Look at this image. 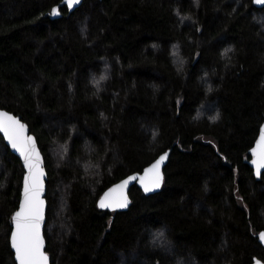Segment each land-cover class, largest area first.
I'll return each instance as SVG.
<instances>
[{"label":"trees","instance_id":"1","mask_svg":"<svg viewBox=\"0 0 264 264\" xmlns=\"http://www.w3.org/2000/svg\"><path fill=\"white\" fill-rule=\"evenodd\" d=\"M59 1L0 0V108L45 158L51 264L264 260V172L248 162L264 121V6L83 0L47 16ZM170 147L159 192L135 184L128 210L98 207ZM24 171L0 133V264H16Z\"/></svg>","mask_w":264,"mask_h":264},{"label":"water","instance_id":"2","mask_svg":"<svg viewBox=\"0 0 264 264\" xmlns=\"http://www.w3.org/2000/svg\"><path fill=\"white\" fill-rule=\"evenodd\" d=\"M253 1H254V4L258 7L264 6V3H257L256 0H253ZM82 3H83V0H79L78 4H75L72 7H69L68 6V0H60L57 4H55L52 7L51 11L46 13V15L50 16L53 19L60 18L63 14L62 10H61V8L63 6H65L67 8L68 12L71 13L75 9H77ZM54 11L57 14H53ZM0 113L7 114L8 116L12 117L14 120L18 121L20 125H23V136L25 138H31L35 142V149L39 154V161H40L39 168H40V171L43 173V175L41 177L42 190H41L40 197H39V199L43 202V219H42L41 226H40V235H41L42 240H43V246H42L41 252L43 253L44 256L47 257V264H51V255L46 250L47 241H46L45 232H44L45 225L47 222V208H48V202H47V198H46L48 172H47V169L45 166V158H44L43 152H42V150L38 144V141H37L35 134L33 132H31L30 127H29L27 122H25L19 115L15 114L14 112L9 111L5 108H0ZM0 133L3 135L7 145L10 147L11 151L20 158V160L23 164L24 170H25L24 175H23V180H22V188H21L19 205L12 215V230H11V234H10V244L12 247L11 238H12L13 233L15 232L14 216L18 211L21 210V207L24 203L25 180H26V178L29 177V169H28V166L25 162L24 155L21 154V151L18 148H14L12 146V141L6 136V134L3 130H0ZM262 136H264V121L260 126L257 138H256L253 146L249 150L251 158L248 160V162H249L250 166L253 168V172H254L256 179H260L262 173L264 172V166H260L258 168V165H264V160H262V158H261V153L264 152V142H262V140H261ZM171 151H172L171 147L166 149L165 151L161 152L153 161H151L149 164H147L142 169V171L132 172V173L126 175L125 177H123L122 179L118 180L117 182L111 184L109 187H107L102 192V194L100 195V197L97 200L98 207L101 209L110 210V211L128 210L130 205H131V202H132V199H131L129 192H130L131 187L135 184L140 189H142L143 192L147 195L159 192L163 186V183H164V178H165L164 169H165L166 165L168 164V161H169V158L171 155ZM165 154H167L166 159L163 160V162L160 164V167H159V175L162 177V181L160 183V186L158 188H154L152 191H145V186L147 185V186L151 187L154 180L156 179L155 170H153L152 172H149L148 170L152 169L153 166L157 163V161L160 160V157L164 156ZM133 177H135V179H133ZM125 181H127L126 184H125ZM102 200H105L106 202L112 203L114 207L113 208H102V207H100V202ZM125 200L127 202V207L120 208V207L115 206V205H117V204H119ZM261 234H264V229L258 233V240L264 247V239L261 238ZM12 250L14 252L16 264H19V261L16 257L15 249L13 247H12ZM252 264H264V260H262L258 257H254Z\"/></svg>","mask_w":264,"mask_h":264},{"label":"snow or ice","instance_id":"3","mask_svg":"<svg viewBox=\"0 0 264 264\" xmlns=\"http://www.w3.org/2000/svg\"><path fill=\"white\" fill-rule=\"evenodd\" d=\"M257 3H264V0H256ZM79 0H68V6L72 7L78 4ZM53 14H57L55 11ZM0 130H3L6 136L12 141V146L18 148L24 155L25 162L29 169V177L25 180L24 203L21 210L14 216L15 232L12 235V247L15 249L19 264H47V257L41 252L43 240L40 235V226L43 219V202L39 199L42 190L39 154L35 149V142L31 138L23 136V125L5 113H0ZM264 142V136L261 137ZM166 155L161 156L160 160L149 169V172L155 170L156 179L151 187L145 186V191H152L158 188L162 181L159 175L160 164L166 159ZM264 160V152L261 153ZM264 165H258V168ZM135 179V177H133ZM127 181H125V184ZM116 207H127L126 200L115 205ZM102 208H113V204L102 200ZM264 239V234H261Z\"/></svg>","mask_w":264,"mask_h":264},{"label":"rangeland","instance_id":"4","mask_svg":"<svg viewBox=\"0 0 264 264\" xmlns=\"http://www.w3.org/2000/svg\"><path fill=\"white\" fill-rule=\"evenodd\" d=\"M106 73L104 72L102 74L103 77H106L104 76ZM103 77L100 78V80H103ZM208 111L210 110V107H207ZM65 143H59L58 145L55 146L54 148V154L56 156V159L61 162L63 161L62 159L65 158L66 156V153H67V145L65 146L64 145Z\"/></svg>","mask_w":264,"mask_h":264}]
</instances>
